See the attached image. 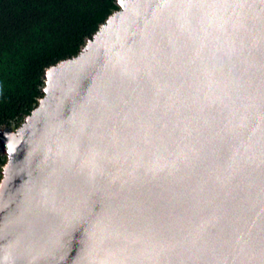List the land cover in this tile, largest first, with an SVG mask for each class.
Listing matches in <instances>:
<instances>
[{
    "label": "water",
    "instance_id": "95a60500",
    "mask_svg": "<svg viewBox=\"0 0 264 264\" xmlns=\"http://www.w3.org/2000/svg\"><path fill=\"white\" fill-rule=\"evenodd\" d=\"M0 128V264H264V0H117Z\"/></svg>",
    "mask_w": 264,
    "mask_h": 264
},
{
    "label": "trees",
    "instance_id": "16d2710c",
    "mask_svg": "<svg viewBox=\"0 0 264 264\" xmlns=\"http://www.w3.org/2000/svg\"><path fill=\"white\" fill-rule=\"evenodd\" d=\"M116 1L0 0V128L17 127L32 111L45 69L75 56ZM4 162L0 152V168Z\"/></svg>",
    "mask_w": 264,
    "mask_h": 264
}]
</instances>
